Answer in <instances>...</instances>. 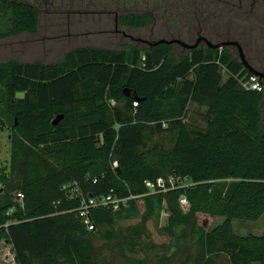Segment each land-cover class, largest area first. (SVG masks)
<instances>
[{"label": "trees", "instance_id": "obj_1", "mask_svg": "<svg viewBox=\"0 0 264 264\" xmlns=\"http://www.w3.org/2000/svg\"><path fill=\"white\" fill-rule=\"evenodd\" d=\"M0 6L10 25L0 41L36 33L35 7L9 0ZM120 20L133 30L154 22L149 13ZM220 69L227 75L223 82ZM246 75L228 48H195L177 57L165 44L80 47L49 65L0 62L9 174L18 175L16 185L0 175L8 189L0 194V246L11 247L15 264H110L97 261L96 238L116 241L125 251L165 211L163 232L174 253H162L155 264H217L221 256L227 264H264V235L237 236L231 229L234 220L264 216V92L244 90L235 77ZM190 103L207 110L205 130L184 123ZM58 116L62 120L52 126ZM170 177L189 183L148 193L147 181ZM73 183L85 198H138L115 212L94 210L95 231L89 232L69 212L79 201L69 200L62 187ZM15 191L24 195L22 205L11 197ZM180 197L189 204L186 212ZM201 217L223 222L208 230ZM130 218L140 220L136 228L116 229Z\"/></svg>", "mask_w": 264, "mask_h": 264}, {"label": "rangeland", "instance_id": "obj_2", "mask_svg": "<svg viewBox=\"0 0 264 264\" xmlns=\"http://www.w3.org/2000/svg\"><path fill=\"white\" fill-rule=\"evenodd\" d=\"M35 7L38 12L37 31L34 34L21 33L0 41V62L16 60L23 63L40 62L45 65L54 64L64 58L71 50L80 47H93L103 50H120L122 46L146 47L148 44L159 40H178L183 43L193 44L197 38L198 22L196 21L195 0H9ZM180 1V2H179ZM214 17L218 24L225 23L223 30L219 29L225 37H234L237 33L239 21L252 18L240 13H229L230 6L222 5ZM173 3L177 7L172 14L177 17L183 15L179 25L169 21L170 13L163 7L152 3ZM171 2V3H170ZM230 4H239L238 0H229ZM186 4L190 12L183 14ZM1 7V6H0ZM167 8V9H168ZM1 10V9H0ZM222 10V11H221ZM225 10V11H223ZM260 13L259 8H254ZM137 13H149L153 15L154 23L148 28L133 30L124 26L120 20L122 16ZM264 15V11L261 10ZM196 15V16H195ZM264 21V16H263ZM9 18L0 15V33L9 29ZM233 21L234 24H233ZM209 34L208 31H205ZM177 57L186 54L179 45L174 46ZM232 53L239 57L238 53ZM249 53L243 52L246 62L249 61ZM264 59V52L259 53ZM222 82L227 75L220 69ZM17 97L21 98L22 95ZM1 99V91H0ZM264 111V104H263ZM207 110L196 104L190 103L185 111L184 123L196 130L206 129ZM161 147H167V139L159 141ZM10 130L8 128L7 114L0 103V175L5 179H12L13 185L18 182L17 174H9L10 170ZM188 184L186 179H182ZM8 191L4 182L0 181V194ZM16 192V191H15ZM11 194L13 197L14 193ZM200 222L206 228L212 229L223 222L219 217H201ZM139 219L130 218L118 223L116 229L128 231L137 227ZM166 220L161 218L158 222L148 221L146 224L147 235L145 238L134 236L129 247L125 251L117 248L118 242L96 238L97 261L106 260L110 264H155L156 257L162 253L172 254L169 248L170 239L163 229ZM232 232L237 236L248 234L264 235V216L257 222L232 221ZM147 244L145 247L144 245ZM4 245V244H2ZM132 245V246H131ZM0 247V264H6V250ZM8 254V253H7ZM178 258V257H177ZM176 259V258H175ZM11 259L9 260V262ZM9 264H15L13 261ZM218 264H226L221 257Z\"/></svg>", "mask_w": 264, "mask_h": 264}, {"label": "flooded vegetation", "instance_id": "obj_3", "mask_svg": "<svg viewBox=\"0 0 264 264\" xmlns=\"http://www.w3.org/2000/svg\"><path fill=\"white\" fill-rule=\"evenodd\" d=\"M218 2L219 0H195L194 9L197 14V16L196 15L195 16H196V21L199 24L197 38L193 44L192 43L191 44L184 43V44L188 46H196L195 48H199V49L208 47L207 43L212 45H217L222 43L237 44L240 47L242 54L244 51H247L249 53L248 54L249 61L248 63L247 62L246 63L251 67L253 71H255L258 74V78L260 82L264 85V59L262 60L259 56L260 52H264V21L262 19L264 15L261 13V10L264 11V0H238L239 4H235V3L230 4L229 0L220 1L222 5L230 6V10L227 11L229 13L234 14L236 12L237 13L242 12L244 15H247L248 17L252 16V18L250 19L239 21L240 22L239 26H236L238 27V30L236 32L237 34L234 37H225L219 31V29L221 30L224 29L223 26L225 25V23L218 24L214 17L215 13L220 9V5ZM155 3L153 2L152 4ZM156 4H158L157 6L158 8L160 5L161 7H163L165 11L170 13L169 21H171L172 24L176 23L177 25H179L182 19L181 17L183 15L181 14L180 16L175 17L172 14V11L175 10V8L177 7V3L176 4L173 3L172 5L169 6V8H168L169 3L163 2V4H161L160 2H157ZM255 7L259 8L260 13L255 12L254 10ZM182 12L183 14H185L186 12H190V7L186 4V8H184ZM151 16L153 17V15ZM234 22L235 21H233V24ZM205 31H208L209 34H206ZM148 46L150 45L148 44ZM182 48L186 52L190 51L187 48L184 47ZM225 48H228L231 52L235 51L239 55V50L236 45H231Z\"/></svg>", "mask_w": 264, "mask_h": 264}, {"label": "built area", "instance_id": "obj_4", "mask_svg": "<svg viewBox=\"0 0 264 264\" xmlns=\"http://www.w3.org/2000/svg\"><path fill=\"white\" fill-rule=\"evenodd\" d=\"M241 87L247 91H253L257 93L264 92V85L260 82L259 78L255 75H246L242 78L239 76L235 77ZM118 167V163L114 162L112 164V168L116 169ZM97 178H93V183H96ZM167 185L169 187H167ZM184 183L182 178L179 177H170L165 181L164 179H158L156 183L146 182L145 187L149 194H156L160 192H166L167 189H174V188H182L184 187ZM62 190H67V197L69 200L76 198L79 201V206L73 210H69V212L75 211L77 218L80 220L81 224L84 228L89 231H95V226L92 220V212L98 209H106L112 211H118L122 207H126L128 202L131 200H135L138 196L128 195L127 197H119L112 193H109L106 196H99V197H92L87 196L85 198L82 195V192L77 183L67 184L62 187ZM14 200L21 204L23 203L24 195L21 192H16L13 195ZM179 205L181 209L186 212L189 208V204L187 203L184 197L179 198ZM11 212V210L9 211ZM168 214L163 211L161 214V218L167 219ZM7 225H5L6 227ZM5 245V244H4ZM1 247V246H0ZM1 254V252H0ZM8 254L5 255V259L8 260ZM14 262V259L12 260ZM15 263V262H14ZM7 264V263H6Z\"/></svg>", "mask_w": 264, "mask_h": 264}, {"label": "water", "instance_id": "obj_5", "mask_svg": "<svg viewBox=\"0 0 264 264\" xmlns=\"http://www.w3.org/2000/svg\"><path fill=\"white\" fill-rule=\"evenodd\" d=\"M162 44H165V45H176L177 44V45H180V46H182L184 48H187L188 50H192V49H194L196 47V46H188V45H186L183 42L178 41V40H170V41L159 40V41H157L155 43H152V44H149V45L150 46H156V45H162ZM231 45H236L238 47L239 57L241 59V62L243 64L244 68L250 74L255 75V76L258 77V74L255 71H253L251 69V67L246 63V61L244 59V56H243V54L241 52V49H240V47L237 44H235V43H222V44L212 45V44H208L207 43L208 48L213 49V50H220V49H223V48L231 46ZM123 93H124L125 97H130L131 96V93L129 92V90H124ZM133 98H134L135 101H138V98L136 96H134ZM109 103H112V101H109ZM62 118H63L62 116H58L56 119H54L53 122H52V126H56L62 120Z\"/></svg>", "mask_w": 264, "mask_h": 264}, {"label": "crops", "instance_id": "obj_6", "mask_svg": "<svg viewBox=\"0 0 264 264\" xmlns=\"http://www.w3.org/2000/svg\"><path fill=\"white\" fill-rule=\"evenodd\" d=\"M3 247H2V249H5L6 250V252L8 253V262H7V264H9V263H11V261L14 259V255H13V252H12V249H11V247L10 246H8L7 244H5V245H2ZM6 253V254H7ZM221 257H223L224 258V261H225V263L227 264V262H226V258L224 257V256H221ZM220 257V258H221ZM220 258H218L217 259V264H218V261L220 260ZM11 259V261L9 262V260Z\"/></svg>", "mask_w": 264, "mask_h": 264}]
</instances>
